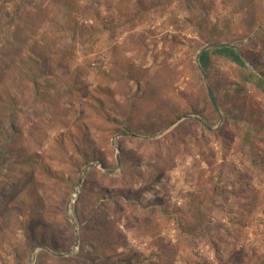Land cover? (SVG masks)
Returning a JSON list of instances; mask_svg holds the SVG:
<instances>
[{"label":"rangeland","instance_id":"1","mask_svg":"<svg viewBox=\"0 0 264 264\" xmlns=\"http://www.w3.org/2000/svg\"><path fill=\"white\" fill-rule=\"evenodd\" d=\"M0 264H264V0H0Z\"/></svg>","mask_w":264,"mask_h":264},{"label":"trees","instance_id":"2","mask_svg":"<svg viewBox=\"0 0 264 264\" xmlns=\"http://www.w3.org/2000/svg\"><path fill=\"white\" fill-rule=\"evenodd\" d=\"M213 49L215 52H217L221 55H224L226 57H230L234 61L238 62L239 65H241L243 67L246 66L245 62H243L242 59L239 57V54L237 53V51L235 50L234 47L228 46V45H221V46H217ZM206 57H207V54H205L203 59H205ZM205 109H206V102H203V103L199 104L197 108H195V111L197 113H202Z\"/></svg>","mask_w":264,"mask_h":264},{"label":"water","instance_id":"3","mask_svg":"<svg viewBox=\"0 0 264 264\" xmlns=\"http://www.w3.org/2000/svg\"><path fill=\"white\" fill-rule=\"evenodd\" d=\"M81 182H82V178H81L80 181H79V185H81ZM77 242H78V240H77Z\"/></svg>","mask_w":264,"mask_h":264}]
</instances>
